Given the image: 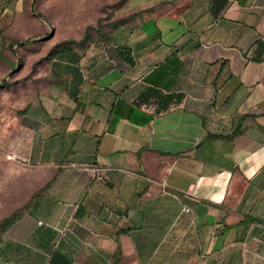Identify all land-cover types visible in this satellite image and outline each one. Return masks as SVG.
<instances>
[{
    "label": "crops",
    "instance_id": "1",
    "mask_svg": "<svg viewBox=\"0 0 264 264\" xmlns=\"http://www.w3.org/2000/svg\"><path fill=\"white\" fill-rule=\"evenodd\" d=\"M44 2L0 0V264H264V0Z\"/></svg>",
    "mask_w": 264,
    "mask_h": 264
},
{
    "label": "rangeland",
    "instance_id": "2",
    "mask_svg": "<svg viewBox=\"0 0 264 264\" xmlns=\"http://www.w3.org/2000/svg\"><path fill=\"white\" fill-rule=\"evenodd\" d=\"M145 0H45L40 13L51 19L50 26L57 27L67 36L78 37L85 30L95 36L94 30L105 34L112 27L123 25L142 16ZM153 1V0H151ZM11 171L0 154V188L9 187L5 173ZM2 213L0 212V215Z\"/></svg>",
    "mask_w": 264,
    "mask_h": 264
},
{
    "label": "trees",
    "instance_id": "3",
    "mask_svg": "<svg viewBox=\"0 0 264 264\" xmlns=\"http://www.w3.org/2000/svg\"><path fill=\"white\" fill-rule=\"evenodd\" d=\"M97 33H98L99 35H102L99 31H98ZM88 37H89L88 30H85L84 35H83V39H88ZM17 216H18V214H17L16 212H14V213H12V214L10 215L9 218L4 219L3 222H5V223H9V222H11L12 220H14ZM1 226H2V225H1ZM2 230H3V227H0V231H2Z\"/></svg>",
    "mask_w": 264,
    "mask_h": 264
},
{
    "label": "built area",
    "instance_id": "4",
    "mask_svg": "<svg viewBox=\"0 0 264 264\" xmlns=\"http://www.w3.org/2000/svg\"><path fill=\"white\" fill-rule=\"evenodd\" d=\"M15 156L13 155V153L11 151L8 152L7 154V158H14ZM188 209L185 208V211H187Z\"/></svg>",
    "mask_w": 264,
    "mask_h": 264
}]
</instances>
